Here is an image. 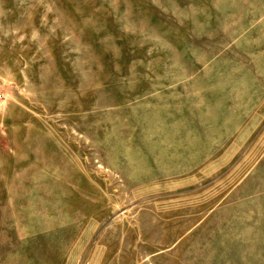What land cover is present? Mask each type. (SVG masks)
<instances>
[{"label":"rangeland","instance_id":"obj_1","mask_svg":"<svg viewBox=\"0 0 264 264\" xmlns=\"http://www.w3.org/2000/svg\"><path fill=\"white\" fill-rule=\"evenodd\" d=\"M0 264H264V0H0Z\"/></svg>","mask_w":264,"mask_h":264},{"label":"built area","instance_id":"obj_2","mask_svg":"<svg viewBox=\"0 0 264 264\" xmlns=\"http://www.w3.org/2000/svg\"><path fill=\"white\" fill-rule=\"evenodd\" d=\"M2 97H3V94H2V92L0 91V100L2 99Z\"/></svg>","mask_w":264,"mask_h":264}]
</instances>
